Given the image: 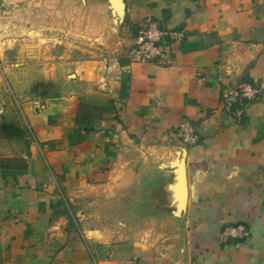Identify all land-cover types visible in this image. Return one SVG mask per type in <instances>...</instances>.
I'll use <instances>...</instances> for the list:
<instances>
[{
    "label": "crops",
    "instance_id": "1",
    "mask_svg": "<svg viewBox=\"0 0 264 264\" xmlns=\"http://www.w3.org/2000/svg\"><path fill=\"white\" fill-rule=\"evenodd\" d=\"M77 2L93 43L0 57V125L23 131L0 138V264H264V0H124L116 35L104 0ZM146 21L185 32L171 64L131 62ZM245 83L239 122L224 93ZM90 190L126 225L85 230ZM235 224L249 236L223 242Z\"/></svg>",
    "mask_w": 264,
    "mask_h": 264
},
{
    "label": "rangeland",
    "instance_id": "2",
    "mask_svg": "<svg viewBox=\"0 0 264 264\" xmlns=\"http://www.w3.org/2000/svg\"><path fill=\"white\" fill-rule=\"evenodd\" d=\"M77 1L71 0L69 4H65L62 0H0V57L3 56V52L15 51L19 47L30 49L37 44L49 48L61 47L67 43L73 45L93 43V35L98 32L96 18H99V13L91 6H87L83 11L82 6L76 4ZM109 207L107 203L108 211ZM124 208L115 205L112 206V209H115L112 213L96 212L99 207L93 206L92 190L81 199V204L70 206L74 216L77 217V213L81 215L82 225L88 231L94 230L95 222L102 225L110 223L126 225L128 215L131 214L120 211ZM132 215L136 224L137 219L143 214Z\"/></svg>",
    "mask_w": 264,
    "mask_h": 264
},
{
    "label": "built area",
    "instance_id": "3",
    "mask_svg": "<svg viewBox=\"0 0 264 264\" xmlns=\"http://www.w3.org/2000/svg\"><path fill=\"white\" fill-rule=\"evenodd\" d=\"M184 39L185 32L182 30H165L156 22L146 21L139 29L135 44L129 52V58L131 62H154L169 65L173 62ZM260 96V89L249 83L242 84L233 91L226 90L224 93L226 110L241 122L244 106L259 100ZM177 134L181 143L186 147H194L199 143V136L189 121L182 122ZM31 137L37 144L32 132ZM248 236L249 229L244 224L226 226L221 233L223 242L242 240Z\"/></svg>",
    "mask_w": 264,
    "mask_h": 264
},
{
    "label": "water",
    "instance_id": "4",
    "mask_svg": "<svg viewBox=\"0 0 264 264\" xmlns=\"http://www.w3.org/2000/svg\"><path fill=\"white\" fill-rule=\"evenodd\" d=\"M112 22V32L116 35L118 29L124 21L125 3L124 0H104Z\"/></svg>",
    "mask_w": 264,
    "mask_h": 264
},
{
    "label": "trees",
    "instance_id": "5",
    "mask_svg": "<svg viewBox=\"0 0 264 264\" xmlns=\"http://www.w3.org/2000/svg\"><path fill=\"white\" fill-rule=\"evenodd\" d=\"M23 137V131L15 124H1L0 138L3 139H18Z\"/></svg>",
    "mask_w": 264,
    "mask_h": 264
}]
</instances>
